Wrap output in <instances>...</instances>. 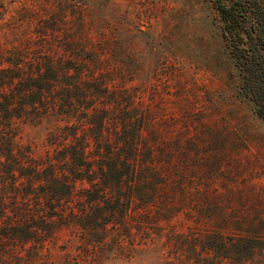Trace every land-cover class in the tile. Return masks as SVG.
Returning a JSON list of instances; mask_svg holds the SVG:
<instances>
[{
	"label": "trees",
	"instance_id": "obj_1",
	"mask_svg": "<svg viewBox=\"0 0 264 264\" xmlns=\"http://www.w3.org/2000/svg\"><path fill=\"white\" fill-rule=\"evenodd\" d=\"M59 5L34 34L24 9L0 12V264H35L54 247L72 264H105L130 254L131 229L164 237L177 264H264V210L236 214L233 190L216 185L222 162L190 154L214 152L210 126L190 115L183 126L207 135L168 141L135 73L71 38L66 17L84 10ZM215 6L238 95L264 120V0ZM26 124L49 126L37 152L17 142Z\"/></svg>",
	"mask_w": 264,
	"mask_h": 264
},
{
	"label": "rangeland",
	"instance_id": "obj_2",
	"mask_svg": "<svg viewBox=\"0 0 264 264\" xmlns=\"http://www.w3.org/2000/svg\"><path fill=\"white\" fill-rule=\"evenodd\" d=\"M60 2L84 10L82 15L66 17L71 38L95 48L102 45L99 52L114 55L118 68L135 73L131 85L142 92L157 118L167 121L168 141L178 134L207 135L202 126H183L192 116L210 126L219 143L214 152L190 154L196 165L212 157L222 162L224 175L217 177L216 185L226 181L233 190L230 202L236 214L251 217L264 210V120L255 115L253 103L238 95L240 78L222 41L223 23L215 0ZM0 6L1 13L6 11L5 20L24 9L32 34L39 19H52L61 8L59 0H0ZM43 10L49 15L43 17ZM79 26L84 29L81 34L76 33ZM48 127L26 124L17 142L30 144L37 152ZM131 234L125 244L130 254L105 264H177L168 257L164 237L158 238L152 229H131ZM50 252L35 264H72L60 249ZM20 255L26 262L25 251Z\"/></svg>",
	"mask_w": 264,
	"mask_h": 264
},
{
	"label": "water",
	"instance_id": "obj_3",
	"mask_svg": "<svg viewBox=\"0 0 264 264\" xmlns=\"http://www.w3.org/2000/svg\"><path fill=\"white\" fill-rule=\"evenodd\" d=\"M75 264H77V263H75Z\"/></svg>",
	"mask_w": 264,
	"mask_h": 264
}]
</instances>
